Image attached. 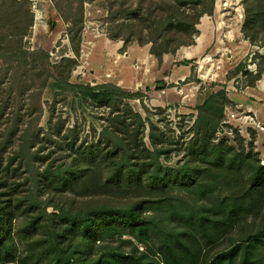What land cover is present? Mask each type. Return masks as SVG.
Listing matches in <instances>:
<instances>
[{"label":"rangeland","instance_id":"1","mask_svg":"<svg viewBox=\"0 0 264 264\" xmlns=\"http://www.w3.org/2000/svg\"><path fill=\"white\" fill-rule=\"evenodd\" d=\"M19 1L21 3L11 13V22L7 16L1 23V26L9 23L11 27L6 29L5 36L0 35V39L13 49L22 41L27 52L34 55L35 50H42L48 53V59L41 62L34 56V59L28 60L29 66L24 68L0 61V144H4V151L0 152V155L3 153L0 178L3 177L10 188L19 190L25 201L24 211L34 204L32 217L42 215L48 204L65 209L142 204V217L146 222L143 230L151 240L148 244L132 240L138 248L136 255H148L150 260L162 262L166 256V246L183 232V220L192 217L200 219L216 201L228 198L232 190L229 186L234 185L232 174L205 177L201 181L202 187L191 190L174 186L162 193H152L133 186L128 189H104L100 195L93 197L59 193L49 184L59 168L68 165L73 158L88 154V150L97 146L102 137L100 149H105V153L110 150L107 149L110 147L107 136H102V127H106L108 133L132 142L135 157L140 158L132 160L133 164L146 162L155 166L157 158H152L147 152L157 150L164 168H183L190 146L205 135L204 126L202 129L196 126L198 108L221 91L226 93L229 104L222 115L213 114L214 118L221 119L220 126L214 132V143L224 142L226 146L234 147L239 152L244 150L246 154L253 149L255 158L264 165V32H259L255 44L244 35L246 0H215L211 14L201 18L198 25L200 34L194 38L195 44L198 41L202 45V52L189 60L193 68L192 77L178 81V75L172 79L167 72L165 86L156 81L144 83L130 78L132 83L127 76L135 73V64L126 65L128 57L123 58L122 55L133 44L151 49V43L142 44L155 38L151 33L154 28L151 26L152 20H143L148 18L147 15L137 22L121 20L119 16L112 18L109 0H84L83 23L75 25L74 19L78 17L79 10L75 5V9L70 11L71 0ZM164 6L162 0H147L144 3V9H151L156 14ZM62 14L73 15L74 23L65 21ZM31 22L32 26H29ZM24 33L27 34L22 38ZM75 35L76 39L81 37L77 56L70 42ZM125 40L131 41L128 46H125ZM184 42L187 40L179 36L171 48ZM117 43H122L123 49L116 52L114 45ZM184 47L190 46L181 48ZM170 56L172 61L174 57ZM175 58L179 60L180 55ZM66 59H73L76 64H61ZM198 62L202 65L201 69ZM180 63L173 64L177 67L171 66V69H180ZM105 65L117 75L104 80L111 82L115 77L114 82L118 83L119 77L124 79L119 85L113 84L125 92L140 94L141 100L116 97L109 105L91 101L81 105L74 100L72 93L56 91L51 94L44 84L46 74L43 68L52 73L51 82L63 79L64 73L66 76L70 74L72 84L101 86L104 84L98 83V74L91 68ZM240 65L252 72L254 77L237 75ZM80 70L86 73L84 77L77 73ZM197 75L202 76V81H196L194 76ZM257 75H260L259 80L255 79ZM253 80L255 86L247 87ZM183 89L189 93L188 96L191 95L186 102L181 96ZM127 105L142 116L144 129L128 111ZM249 106L252 108L249 109ZM210 128L215 131L213 126ZM142 138L148 151L141 144ZM119 154L122 155L123 151ZM48 176L50 180H47ZM47 212L51 214L56 210L51 206ZM27 216L21 217L16 224L24 223L29 218ZM42 233L43 229L39 231V237L43 236ZM131 239L129 236L122 238L126 241ZM121 242L119 238L112 242L108 240L99 245L98 252L104 254L119 247L128 251L134 247L122 246ZM229 244L228 239L211 246L207 250L208 259L215 258ZM161 250L164 253L159 255Z\"/></svg>","mask_w":264,"mask_h":264},{"label":"trees","instance_id":"2","mask_svg":"<svg viewBox=\"0 0 264 264\" xmlns=\"http://www.w3.org/2000/svg\"><path fill=\"white\" fill-rule=\"evenodd\" d=\"M109 1L112 18L119 16L121 20L137 22L143 19V15H147L148 18L143 20H152L151 26L154 28L151 33L155 38L142 44H152L151 54L159 63H162L164 54H174L182 46L195 44L194 38L200 34L198 25L201 18L205 14H211L215 6V0H167V3L162 0L165 6L156 14L151 9H144L147 0ZM20 3L19 0L0 1V35L5 36L6 29L11 27L9 23L1 26L4 18L8 16L11 22V13ZM75 5L79 10L78 17L74 19L75 25L82 24L84 0H71L70 11L75 9ZM188 10L195 13L191 14ZM245 11L243 33L255 44L259 39V32H264V0H246ZM72 16L62 14V18L69 23H74ZM29 26H32V22ZM179 36L187 42L171 48V44ZM80 38L78 36L76 39V35L70 38L76 56L80 52ZM130 42L125 40V46ZM20 43L13 49L6 45L5 40L0 39V61L24 68L29 66L28 60L34 59V56L41 62L48 59L47 52L35 50L33 55L23 48L22 41ZM64 62L76 64L73 59L62 60L61 64ZM189 63L185 62L184 65L188 66ZM43 72L46 74L44 84L51 94L56 91L72 93L74 100L81 105L88 101L109 105L116 97L141 100L140 94L125 92L112 84L97 87L76 85L70 82V74L66 76L64 73L63 79L51 82L52 73L44 68ZM236 74H242L245 78L254 77L243 65L238 67ZM255 79L259 80L260 75ZM254 86V80L247 84V87ZM103 99L106 101L102 102ZM227 103L226 93L221 91L213 94L198 108L196 126L201 129L204 126L205 135L192 143L186 155L187 162L181 169L164 168L157 150H146L144 138L141 139V144L152 158H157V163L155 166L146 162L141 165L138 162L133 164L132 160L140 158L135 157L132 142L116 137L108 133L106 127H102V136H107V144L110 145L107 149L110 150L105 153V149H100L99 144L104 139L102 137L97 146L88 150V154L73 158L68 165L59 168L49 184V187L59 193L70 192L93 197L100 195L104 189H128L133 186L152 193H162L174 186L191 190L202 187L201 181L205 177L232 174L234 185L229 186L232 190L228 198L216 201L214 206L205 210L200 219L192 217L183 220V232L166 246V253L162 250L159 252V255L166 254L165 260L156 262L150 260L148 255H136L138 248L132 240L140 244H148L151 240L143 230L146 222L142 217V204L133 203L126 207L108 204L88 209H65L48 204L42 215L32 217L35 212L34 204L24 211L25 201L19 190L10 188L1 177L0 264H264V165L255 158L253 149L246 154L244 150L239 152L234 147L226 146L224 142L214 143V132L220 126L221 119L214 118L213 114L216 112L222 115ZM127 108L144 129L145 121L142 116L134 113L129 105ZM151 141L154 144L152 138ZM3 145L0 144V152L4 151ZM122 151L123 154L120 155L119 152ZM48 177L47 180H50V176ZM204 195L207 196L205 192ZM51 206L56 212L48 214L47 210ZM26 214L29 215L26 218H29L17 225L18 220ZM41 229L43 236L39 237ZM234 235L238 237L235 238ZM125 236L132 239L122 240ZM116 238L121 239L122 246H134L133 249L124 251L119 247L104 254L98 252L99 245ZM228 239L229 246L209 260L207 250Z\"/></svg>","mask_w":264,"mask_h":264},{"label":"crops","instance_id":"3","mask_svg":"<svg viewBox=\"0 0 264 264\" xmlns=\"http://www.w3.org/2000/svg\"><path fill=\"white\" fill-rule=\"evenodd\" d=\"M114 49L116 52L122 50L123 44L117 43L116 45H114ZM126 51L128 54V56H127L128 58L125 61L126 65H128V64L132 65L134 63L135 69H136L134 74H130V76H127L129 78L127 80H130V78H131V80H136L138 82H144V83H149V82L153 83L154 81H156L157 84L165 86L166 85V73L167 72H169V74H170L169 77L172 79L176 75H178L177 76L178 81H184L187 78L192 77V74H193L192 65H190V63H189V65L186 66V65H184V63L189 62V60H191L192 58H195L197 56V54H200L202 52V45L200 46L198 44V41H196L195 45L190 46V47L180 48L176 53H174V55L171 53L164 54L163 59H162V63H159L158 59L151 54V49L148 46L141 47L137 44H133L130 47H128L126 49ZM170 55H172L174 57L172 61H171ZM177 55H180L179 60H177L175 58V56H177ZM136 62H137V64H136ZM177 62H181L180 63L181 68L176 70V71L175 70L173 71L171 69L172 68L171 66L177 67V65H173V64H176ZM170 63L172 65H170ZM199 66H200L199 68L201 69L202 65L200 63H199ZM95 67L93 66V68H91V69L93 71H95L96 74H98L96 77L99 79L98 83H102L104 85L108 84V83H112V84L117 83V82H114L115 81L114 79H115L117 74H114L113 71L111 72V69H109L108 66L105 65V66L100 67V68L98 67L97 69ZM140 69H141V71H139ZM152 72H154V73H152ZM120 73L122 74V72H120ZM113 75L115 76V77H113V81L111 80V82H110L109 80H104L107 78L108 79L111 78ZM196 78H197V80L202 81L201 75H197ZM123 81H125V80L124 79L122 80L119 77V82L117 83V85H119V83H123ZM147 86L149 87L150 85L147 84ZM195 89H198V87ZM181 93H182V95H181L182 99L185 102H186V100H189V97H191V95L188 96L189 93H187L185 89H183L181 91ZM193 93H195V92H193ZM248 108L251 109L252 106H249Z\"/></svg>","mask_w":264,"mask_h":264},{"label":"built area","instance_id":"4","mask_svg":"<svg viewBox=\"0 0 264 264\" xmlns=\"http://www.w3.org/2000/svg\"><path fill=\"white\" fill-rule=\"evenodd\" d=\"M127 56H128L127 53H124V54L122 55L123 58H126ZM77 73H79V75H82L83 77L86 75V73L83 72L82 70L78 71Z\"/></svg>","mask_w":264,"mask_h":264},{"label":"water","instance_id":"5","mask_svg":"<svg viewBox=\"0 0 264 264\" xmlns=\"http://www.w3.org/2000/svg\"><path fill=\"white\" fill-rule=\"evenodd\" d=\"M101 101H102V102H103V101H106V99H103V100H101Z\"/></svg>","mask_w":264,"mask_h":264}]
</instances>
